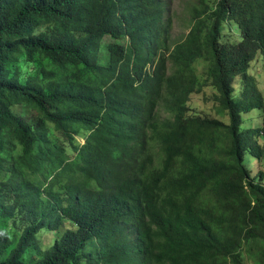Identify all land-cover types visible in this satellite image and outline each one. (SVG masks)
I'll use <instances>...</instances> for the list:
<instances>
[{
	"label": "trees",
	"instance_id": "16d2710c",
	"mask_svg": "<svg viewBox=\"0 0 264 264\" xmlns=\"http://www.w3.org/2000/svg\"><path fill=\"white\" fill-rule=\"evenodd\" d=\"M185 9L0 0V264H264V0Z\"/></svg>",
	"mask_w": 264,
	"mask_h": 264
},
{
	"label": "rangeland",
	"instance_id": "374dc122",
	"mask_svg": "<svg viewBox=\"0 0 264 264\" xmlns=\"http://www.w3.org/2000/svg\"><path fill=\"white\" fill-rule=\"evenodd\" d=\"M191 1V0H189ZM188 0H175V4L177 5V8L180 12V19H176V24L173 36L186 34L187 31H184L182 22L186 23L187 20V10L185 9V6L187 5ZM176 18V16H175ZM181 21V22H180ZM184 31V32H183ZM224 38L227 37L231 38V41H236L237 38L235 34H233L232 31H230L228 28H226L223 32ZM129 39L126 41L125 44L128 45ZM250 76L253 78L254 81L257 82L258 87L260 88L263 96H264V56L260 55L253 63L250 69ZM201 74V71H200ZM235 84H237V88L240 87L241 81L236 79ZM214 93V90L210 87L205 88L201 93L199 94H192L189 107L191 113L199 114L203 117H218L216 111H215V101L212 98V94ZM18 112L20 111L17 109ZM21 112V111H20ZM23 117V119H30L33 116L32 112L27 113H20ZM250 117V121L246 122L245 126H250L252 128L262 127L264 125L262 119H260V115L257 113L251 114L249 116H246V118ZM225 121L228 122V118L225 117ZM79 141L81 144L85 143L84 139L79 138ZM249 168L253 171L254 174H259L262 171L264 172V161H258L255 159H250V162L248 163ZM264 182V180H263ZM67 226L70 225L69 223L66 224ZM56 236V233L54 232H45L42 235V241L44 244H49L53 238Z\"/></svg>",
	"mask_w": 264,
	"mask_h": 264
}]
</instances>
